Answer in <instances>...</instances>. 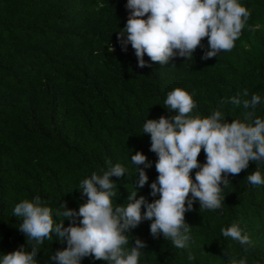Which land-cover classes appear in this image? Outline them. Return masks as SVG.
<instances>
[{"label":"trees","instance_id":"trees-1","mask_svg":"<svg viewBox=\"0 0 264 264\" xmlns=\"http://www.w3.org/2000/svg\"><path fill=\"white\" fill-rule=\"evenodd\" d=\"M241 2L251 10L248 24L254 30L243 29L230 51L202 59L205 37L192 59L160 64L145 56L150 66L141 68L131 45L122 51L117 40L129 15L126 0H0V254L32 246L16 227V203L39 195L53 209L63 204L78 210L87 200L80 180L101 168L121 163L127 169L111 177L115 203L123 204L133 188L136 198H158L149 188L158 176L157 156L141 126L145 119L171 118L163 100L172 89L192 94L196 113L220 110L228 122L242 119L244 111L228 97L245 89L249 99L264 97V0ZM256 114L264 118V102ZM136 151L151 162L142 188L134 168L144 165L131 163ZM204 158L201 149L197 159ZM256 169L250 162L226 175L222 208L201 211L198 200L193 202L184 214L191 228L188 248L173 247L162 234L154 237L151 220L131 229L130 243L144 242L141 264H226L232 252L247 264H264V186L246 180ZM234 222L252 241L247 252L220 234ZM65 247L55 238L44 241L38 264H57L51 257ZM82 264L105 262L89 256Z\"/></svg>","mask_w":264,"mask_h":264},{"label":"clouds","instance_id":"clouds-1","mask_svg":"<svg viewBox=\"0 0 264 264\" xmlns=\"http://www.w3.org/2000/svg\"><path fill=\"white\" fill-rule=\"evenodd\" d=\"M125 7L129 15L117 40L122 51L131 45L141 68L150 66L145 56L160 64L176 57L192 59L197 47H203L205 37L208 50L202 59H209L230 51L243 29L254 30L248 24L251 10L241 0H126ZM248 96L245 89L227 98L230 105L244 110L242 119L228 122L220 110L204 116L196 113L193 95L183 88L167 92L163 106L174 113L171 118L145 119L141 126V132L150 136L149 150L157 156L158 176L149 188L150 195L158 198L151 202L143 196L136 198L133 188L123 204L115 203L117 184L111 177L127 171L116 163L80 180V194L87 200L78 210L63 204L53 209L39 195L23 199L12 208V215L20 219L16 227L32 246L30 250L22 246L0 254V264H38L39 246L53 238L67 245L51 257L57 264H82L89 256L105 264H141L144 242L135 239L130 243L128 232L142 220H151L154 237L162 234L173 247L188 248L191 228L185 222V212L197 200L201 211L222 208L223 189L229 185L227 174H238L255 162L257 169L249 172L246 180L264 186V118L256 114L264 97ZM201 149L203 163L197 159ZM131 163L144 165L134 168L142 188L149 180L145 169L151 162L136 151ZM193 169H198L194 177ZM64 220L70 221L67 227ZM220 234L239 244L244 252L252 247L248 234L235 222L221 227ZM225 262L247 264V259L232 252Z\"/></svg>","mask_w":264,"mask_h":264}]
</instances>
